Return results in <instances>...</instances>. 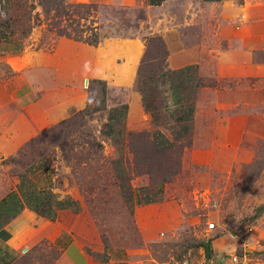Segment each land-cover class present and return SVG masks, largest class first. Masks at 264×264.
Returning <instances> with one entry per match:
<instances>
[{
	"label": "rangeland",
	"instance_id": "rangeland-1",
	"mask_svg": "<svg viewBox=\"0 0 264 264\" xmlns=\"http://www.w3.org/2000/svg\"><path fill=\"white\" fill-rule=\"evenodd\" d=\"M52 1L17 0L16 11V0H10L16 22L11 39L0 42V57L6 59L0 60V96L5 87L19 98L31 84L35 93L44 80L40 69L47 66L49 94L41 109L48 119L14 157H0V193L12 191L19 176L34 191L51 187L54 197L69 201L59 218L69 233H77L75 244L88 252L98 250L105 260L112 247L140 251L135 255L150 264H220L233 250L252 251L248 246L264 231V0L206 4L204 16L193 9L188 24L146 9L141 0L97 5L86 18L73 12L56 16ZM84 27L95 28L99 43L92 48L99 47L101 57L110 42L136 39L143 45L147 37L162 39L161 32L177 29L196 61L187 80L166 70V61L165 76L148 61L134 82L136 91H142L145 117L138 118L139 125L126 121L121 106L108 122L106 92L102 98L100 85L88 75L90 60L99 55L54 32L73 36ZM55 41L62 48L54 56ZM17 48V53L8 52ZM42 55L52 59L43 68ZM30 57H36L28 67L32 76L25 71ZM72 57L81 74L75 94L68 89ZM110 59L111 67L119 61L118 56ZM9 66L20 72L10 74ZM61 85L66 89L57 98L55 88ZM74 95L88 110L97 104L103 109L85 116L74 111L57 121L68 113ZM116 95L110 93V104ZM250 102L256 116H249ZM162 127L180 138L168 148L159 144ZM188 147L192 151L184 152ZM37 169L46 176L39 177ZM169 210L177 213L175 220ZM222 238L229 242L225 252L218 249ZM57 258L58 251L40 241L14 264H52Z\"/></svg>",
	"mask_w": 264,
	"mask_h": 264
},
{
	"label": "crops",
	"instance_id": "crops-1",
	"mask_svg": "<svg viewBox=\"0 0 264 264\" xmlns=\"http://www.w3.org/2000/svg\"><path fill=\"white\" fill-rule=\"evenodd\" d=\"M68 4L74 3H85V4H96V5H132L136 0H65ZM146 9L161 10L162 14H166L180 18L181 23L188 24L193 21V9L199 11L197 16H204V5L214 4L218 2H204L202 0H165L159 6H146L145 0H141ZM187 14V15H186ZM186 21V22H185ZM171 30L169 32H161L160 36L164 40L166 45L168 55L166 58V70L170 72L177 71V76H183L186 80L185 75H189L193 62L196 61V55L190 49L184 48L187 40L184 39L183 35L179 31ZM109 46L106 48V56H100L99 47L91 48L94 54H98L99 57L95 56L90 60L91 68L88 71V75L96 80H102L105 82V94H106V109L108 112L112 113L119 107H124V116L126 121L129 120L131 123L136 124L138 118L145 117V113L142 110V100L141 95L134 88V82L137 78V67L143 52V45L141 41L136 39L119 40L110 42ZM62 43L61 41L54 42L53 55H57L61 52ZM118 56L119 61L114 67H111V56ZM42 55L41 56V66L42 68L46 66L52 59L51 57ZM0 60L6 62L5 57H0ZM36 57H30L28 64L26 65L25 71L26 75L32 76L31 71H28V67L33 66L32 62H35ZM174 60V62H173ZM71 63L73 64L71 70L69 71L68 78L70 79V86L68 87L69 92L75 94V81L81 76L80 72L75 66V59L72 57ZM10 74H16L20 72V69L8 67ZM41 70V75L44 74V80L38 83L35 93L28 82L26 90L22 93V96L17 97V92L11 89H6L2 87L3 91H6L7 96L4 98V92L1 91L0 96V157L12 158L16 155L18 150L33 136L43 129H38L40 125L47 121L48 112L41 109L43 102L47 95L49 94V84H48V68ZM59 73V72H58ZM80 74V75H79ZM164 74L163 76H165ZM79 76V77H78ZM58 79V77H57ZM177 86L178 83H177ZM176 88V87H175ZM66 85H61V88H55L57 90V98L64 95ZM62 95H61V93ZM118 93L119 96L116 97V101L110 104L109 98L110 93ZM71 93V94H72ZM70 94V95H71ZM35 95V101H33V96ZM71 97L69 102L70 107L68 113L58 119L62 120L67 117L70 113L74 111L82 110L84 103H78L77 96ZM75 99L76 101H73ZM178 101V99L176 100ZM176 103L174 100L171 102ZM61 109V108H60ZM118 110V109H117ZM25 118L19 119L22 116ZM256 116V110L252 107L251 102L249 105V116ZM19 116V117H18ZM54 121V122H57ZM53 122V123H54ZM109 122V121H108ZM51 124V123H50ZM136 125H139L137 122ZM150 124L144 123L143 128H148ZM142 128V127H140ZM163 128V127H162ZM162 141L160 147H166L171 145L172 142L177 141L179 135L175 137L171 136L165 128L159 129ZM229 140L226 138L224 141ZM236 142V140H234ZM211 144V141H210ZM245 144V143H244ZM191 145H194L191 142ZM190 145V147H191ZM209 146V145H208ZM204 147L207 148L206 145ZM192 151L191 148H185L184 152L189 153ZM235 157V151L233 152ZM33 171V170H32ZM39 173V177H45L46 172L43 170H36ZM29 173V171L27 172ZM29 180V179H28ZM31 180V178H30ZM21 181V183H20ZM25 178L22 176L18 177V183L11 189L12 191H6L0 193V221L2 217V212L6 211L8 206L12 205H35L39 204L41 201L46 199L47 193L51 195L54 194L53 189L48 187L46 189H40L41 191H34L30 184L25 183ZM22 184L26 187L22 188ZM55 198V199H54ZM61 200L64 198L52 197V200ZM3 200V203L1 201ZM51 200V197H50ZM29 201V202H28ZM65 210H55L54 218L52 220H47L33 211L27 208H22L21 210L15 212L14 216L9 218L4 224H0V264H14V262L20 258L23 249L27 250L32 246H35L40 241H45L49 243L58 251V258L52 264H150L146 262L144 257H137L135 254L140 251L133 252L128 249H120L112 247L111 251L107 253V258H102L101 252L97 250L96 253L92 251H85L75 244V238L77 233H69L63 224L61 218H59V213ZM170 218H176L177 213L168 211ZM159 213L164 214V209L159 211ZM168 214V213H167ZM163 218L168 217L163 215ZM74 230V229H73ZM262 233L260 239H258L254 246H248L252 249L247 250L246 247H242L248 251L252 258L253 264H264V231H259ZM76 235V236H75ZM222 245L218 247L224 252L228 249V239H221ZM239 249V250H241ZM121 250V251H120ZM238 250V251H239Z\"/></svg>",
	"mask_w": 264,
	"mask_h": 264
},
{
	"label": "trees",
	"instance_id": "trees-1",
	"mask_svg": "<svg viewBox=\"0 0 264 264\" xmlns=\"http://www.w3.org/2000/svg\"><path fill=\"white\" fill-rule=\"evenodd\" d=\"M5 1L6 2H4L3 7H2L4 17L0 18V42H6L11 39V36L13 35L12 27H14V23L16 22L15 19H13V16L11 17V7L12 6H11L10 0H5ZM164 1L165 0H145V5L146 6H159ZM202 1L220 2L221 0H202ZM51 4L52 6H55L56 8H58L59 10L58 11L57 9H54L56 16L60 14V16L62 17H68L69 12L71 13L73 12L77 14L83 13L82 15L84 16V18L91 17L93 13L95 12V8L97 6L96 4H85V3L68 4L65 2V0H57V2L56 0H53ZM7 5L9 9L7 8ZM15 7H16V11H18L19 2L17 3V0H16ZM76 10H82V11L78 13L76 12ZM17 16H18L17 19L19 20V12H17ZM84 18H80V19H84ZM48 25L51 30L56 28V25L52 22L48 23ZM54 32L56 33L57 36L71 39L72 41L82 43L89 47H95L99 43L98 36L95 32L94 27H91V28L84 27V29H81V30L79 29L77 33L73 36L65 33L64 31L54 30ZM85 32L87 35L85 34ZM13 46L15 45L13 44ZM18 51H19L18 48L16 51L8 50L9 53H17ZM167 55L168 53H167L166 47L160 37L158 36L147 37L146 41L143 43V53H142V56H141V59L139 61L137 71H136L137 76L140 75V70L142 66L146 64L148 61L155 63L157 65L156 72H161V76L164 75L162 68L165 64ZM93 82L100 85V94H101V97L103 98L104 93H105V82L102 80H93ZM139 92L141 94V100L143 101L142 91L139 90ZM102 109H103V105L97 104L91 110H88L85 106L83 110H80L77 113L81 116H85L91 112L101 111ZM190 110L191 109H188V111L186 110V112L183 115L186 120L189 119L187 115L190 112ZM117 112H118L117 109L114 110L112 113L110 112L107 117L108 121H111L113 119V116L117 114ZM151 146L154 149L156 148L155 147L156 144L153 139L151 140ZM168 147H170V145L166 146L165 148H168ZM50 197H51V200H50ZM52 197L53 195H51L50 193H47L46 199L41 201L39 204H35L33 206L27 205V204L24 206L11 204L10 206L6 208V211L2 212L0 224L1 225L4 224L9 218L14 216L15 212L21 210L22 208H27L28 210L33 211L37 215L47 220H52L54 218V209L55 210H66L70 208L69 201H66L64 199L52 200ZM1 203H3V200L1 201ZM146 203H149V201H147Z\"/></svg>",
	"mask_w": 264,
	"mask_h": 264
},
{
	"label": "built area",
	"instance_id": "built-area-1",
	"mask_svg": "<svg viewBox=\"0 0 264 264\" xmlns=\"http://www.w3.org/2000/svg\"><path fill=\"white\" fill-rule=\"evenodd\" d=\"M4 2H6L5 0H0V18L4 17V13L2 10L3 4ZM213 225L212 224H208V229H212ZM25 251V249H23V252ZM253 258L251 256V254L244 250L241 249L239 251H232L231 253H227L225 255V258L223 260L222 263L220 264H253Z\"/></svg>",
	"mask_w": 264,
	"mask_h": 264
},
{
	"label": "water",
	"instance_id": "water-1",
	"mask_svg": "<svg viewBox=\"0 0 264 264\" xmlns=\"http://www.w3.org/2000/svg\"><path fill=\"white\" fill-rule=\"evenodd\" d=\"M83 85H84V87H86V85H87V81L86 80H84Z\"/></svg>",
	"mask_w": 264,
	"mask_h": 264
}]
</instances>
